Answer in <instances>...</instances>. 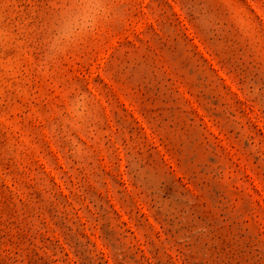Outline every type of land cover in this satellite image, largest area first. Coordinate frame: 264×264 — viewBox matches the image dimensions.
<instances>
[{
  "label": "rangeland",
  "instance_id": "1",
  "mask_svg": "<svg viewBox=\"0 0 264 264\" xmlns=\"http://www.w3.org/2000/svg\"><path fill=\"white\" fill-rule=\"evenodd\" d=\"M0 264H264V0H0Z\"/></svg>",
  "mask_w": 264,
  "mask_h": 264
}]
</instances>
